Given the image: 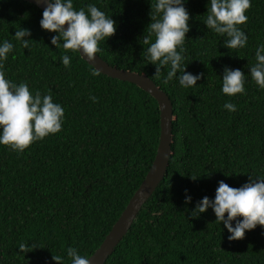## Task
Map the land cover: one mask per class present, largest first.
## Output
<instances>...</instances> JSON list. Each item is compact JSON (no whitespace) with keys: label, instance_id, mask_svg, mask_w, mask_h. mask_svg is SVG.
Returning a JSON list of instances; mask_svg holds the SVG:
<instances>
[{"label":"trees","instance_id":"1","mask_svg":"<svg viewBox=\"0 0 264 264\" xmlns=\"http://www.w3.org/2000/svg\"><path fill=\"white\" fill-rule=\"evenodd\" d=\"M72 2L86 13L95 5L116 22L97 54L147 75L168 95L174 115L167 172L104 264H264V226L229 241L231 233L211 207L191 216L204 196L215 198L219 181L238 188L250 176L264 178V89L250 77L256 49L264 45V0H250L247 22L237 25L248 37L246 46L233 50L225 46L226 36L204 23L210 0H184L190 30L183 63L187 72L204 74L191 88L178 78L165 84L170 65L157 77L147 59L155 35L147 45L143 39L156 0ZM42 14L28 1L0 0V46L13 44L0 61L5 78L27 83L33 96L51 95L64 109L61 131L23 152L0 144V264H59L53 255L71 264L68 248L93 254L150 168L159 142L157 101L131 82L93 76L97 70L78 52H66L62 40L59 48L51 44L58 33L41 27ZM21 28L31 32L29 48L15 39ZM64 55L70 67L62 64ZM225 67L245 73L244 93L222 92ZM226 102L236 110L224 108ZM21 243L37 247L22 253Z\"/></svg>","mask_w":264,"mask_h":264},{"label":"clouds","instance_id":"2","mask_svg":"<svg viewBox=\"0 0 264 264\" xmlns=\"http://www.w3.org/2000/svg\"><path fill=\"white\" fill-rule=\"evenodd\" d=\"M251 7L250 0H210L209 14L206 24L221 37H227L224 44L230 50L246 46L248 37L237 25L245 24L248 17L246 10ZM151 21L148 25L149 35L143 39V44L150 43L152 34L155 42L147 49V59L156 65L155 76L161 74V69L170 65V70L164 79L168 84L173 78H178L179 84L184 88L197 85L203 73L193 75L187 72L183 63L185 57L184 42L186 33L190 30L188 23L190 16L184 7V0H156L151 5ZM159 17V18H157ZM67 24V29H65ZM40 25L44 30L56 32L51 38V44L56 48L61 46L71 52H79L89 63L96 60L100 52L99 42L111 37L116 32V22L107 17L95 5L87 6V13L82 8L73 9L72 0H51L44 9ZM31 32L28 29H19L15 32V39L20 41L23 48H29ZM179 48V51L177 49ZM13 50V44L5 40L0 46V61L7 59ZM264 45L256 49V63L250 66V77L264 89ZM65 67H70L71 59L68 55L61 58ZM93 64V63H92ZM4 64L0 63V144L9 146L12 150L23 152L35 141L43 140L49 134H55L62 129L64 109L53 102L51 95L41 96L37 91L35 96L29 90L27 83L19 85L7 80L2 70ZM182 73L177 77V73ZM99 75L98 71L92 73ZM245 73L240 69L224 68L222 77V92L227 96L244 93ZM93 102L97 97L92 96ZM224 108L235 111L236 106L226 102ZM193 180L197 177L191 176ZM187 193V190H185ZM191 201V196H185V203ZM211 207L216 216V222L221 223L231 233L229 241L240 240L245 237V230L255 229L257 225L264 226V178H253L241 187H231L223 180L219 181L214 199L204 196L197 202L191 212L192 217H198ZM227 214V218H225ZM242 217L241 219H237ZM236 221L235 227L232 222ZM37 247L25 243L19 245L22 253H27ZM67 255L71 264H90L88 257L78 254L77 249L68 248ZM53 260L63 264L61 256H54Z\"/></svg>","mask_w":264,"mask_h":264},{"label":"water","instance_id":"3","mask_svg":"<svg viewBox=\"0 0 264 264\" xmlns=\"http://www.w3.org/2000/svg\"><path fill=\"white\" fill-rule=\"evenodd\" d=\"M25 1L35 4L43 11L47 7L48 3L51 2L50 0ZM65 29H67V24H65ZM80 56L98 72L111 78L131 82L149 93L157 101L160 113L159 142L152 164L141 183L129 199L127 205L110 228L109 232L106 234L93 254L88 257L90 264H104L107 258L114 251L117 244L127 234L143 204L150 198L167 172L169 159L172 153V121L174 119V115L172 104L168 95L147 75L117 68L116 66L107 63L98 54H96V60L92 62L93 64L89 63L82 55Z\"/></svg>","mask_w":264,"mask_h":264}]
</instances>
